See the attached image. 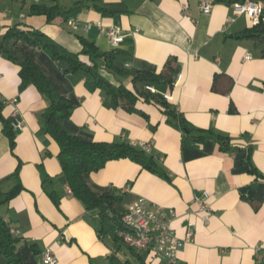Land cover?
I'll use <instances>...</instances> for the list:
<instances>
[{"label":"crops","instance_id":"0c3cea01","mask_svg":"<svg viewBox=\"0 0 264 264\" xmlns=\"http://www.w3.org/2000/svg\"><path fill=\"white\" fill-rule=\"evenodd\" d=\"M42 2L62 10L81 7L71 18L78 28L70 26L71 19L49 23L44 15L33 14L32 4ZM212 2L211 10L203 12L201 0H0V100L16 134L12 151L0 121V215L25 242L38 244L41 251L53 250L56 264H112V255L139 260L125 243L116 249L110 237L98 235V211L87 210L68 184L54 182L58 206L45 190L41 167L51 177L61 175L60 147L40 133L48 99L33 85L20 91V68L2 53L3 35L17 23L42 30L73 52L83 49L80 37L101 51L113 50L106 31L119 26L116 63L126 71L122 80L129 89L138 70L159 73L174 58L171 85L144 82L140 87L152 85L159 101L169 94L168 104L191 125L229 137L231 150H220L213 139L182 145L181 128L167 121L159 105L138 100L137 107L148 117L115 108L106 89L93 85L90 73H66L65 64L46 49L19 43L73 103L72 116L63 122L67 131L88 142L127 141L139 149L140 143H151L150 155L167 174L152 173L129 158L111 160L84 175L93 192L116 190L126 209L140 197L175 209L173 226L180 237L192 222L193 240L179 251L175 264H264L257 258L264 257V49L260 42L238 37L253 26L248 16L238 14L233 5ZM98 20L103 30L86 28L87 22ZM247 53L251 58L245 59ZM80 56L89 61L84 53ZM17 169L23 189L7 200L6 193L18 181L11 177ZM204 193L209 194L208 214L198 212L193 202ZM140 254L145 264H166L153 253ZM0 264H8L1 254Z\"/></svg>","mask_w":264,"mask_h":264},{"label":"trees","instance_id":"16d2710c","mask_svg":"<svg viewBox=\"0 0 264 264\" xmlns=\"http://www.w3.org/2000/svg\"><path fill=\"white\" fill-rule=\"evenodd\" d=\"M245 0H215L228 5ZM264 2V0H261ZM102 9V8H100ZM81 7L76 6L69 10H62L58 4L46 2L34 3L31 12L36 15H44L49 23H61L76 17ZM264 15V13H263ZM239 38H248L263 44L264 49V21L253 25L238 35ZM41 46L46 49L51 57L65 64V72L72 73L84 70L93 77L95 87L105 88L111 95L112 106H121L130 113L147 116L143 110L137 107V102L144 98L147 102L159 105L167 116V121L177 123L182 130V145L196 146L204 143L207 139H213L222 151L232 149L229 137L210 129H201L191 125L176 108L168 104V101L156 100L154 93L140 87L141 83L150 82L154 85L172 84L174 72V58H169L161 72L156 73L147 70H138L133 78V89L125 86L122 77L126 71L119 67L116 58L120 51L114 48L111 51H101L95 42L85 37H80L83 45L81 52H73L58 43L52 37L38 28L28 27L17 23L9 27L3 35L2 53L9 60L19 66L20 91L30 85L35 86L40 93L48 99V106L41 115L40 133L54 139L59 147L58 159L62 166V173L58 177L49 176L41 167L42 184L53 202L59 205V196L54 189V182H62L69 185L72 195L83 202L87 210H97L100 226L98 235L110 237L116 249L123 246L119 237V231L123 228L122 217L126 212L123 205V195L116 190H109L98 194L93 192L87 184L84 175L102 169L107 162L121 158H129L140 164L142 168L163 176L167 174L159 166L155 158L142 148H137L127 141H84L76 134L67 131L63 122L72 116L74 105L71 100L61 94L51 80L47 77L39 64L30 56L25 55L19 46L20 42ZM84 53L89 61L81 58ZM264 55V54H263ZM103 70L107 75L101 73ZM113 76L117 83L108 76ZM5 102L0 100V121L3 124V132L9 138L11 150L16 146V134L11 120L4 116ZM46 144L49 142L47 138ZM254 170V169H253ZM19 169L11 177H15L17 184L6 193L7 200L16 196L23 185L19 179ZM130 248V247H129ZM138 258L139 263L130 260L122 261L118 256H110L112 264H145L141 252L131 249ZM41 249L36 243H27L19 235L11 232V226L0 215V254L5 256L8 264H40L39 256Z\"/></svg>","mask_w":264,"mask_h":264},{"label":"built area","instance_id":"2783aa9c","mask_svg":"<svg viewBox=\"0 0 264 264\" xmlns=\"http://www.w3.org/2000/svg\"><path fill=\"white\" fill-rule=\"evenodd\" d=\"M40 1V0H35ZM212 0H201L200 8L203 12H209L212 8ZM233 8L238 14H245L250 19L252 25L260 24L264 21V2L261 0H245L243 2H235ZM234 19H231V21ZM73 29H77L78 25L74 19L69 21ZM97 26L103 30L102 21L87 22L86 28L90 29ZM107 36L113 48H118L122 40V31L119 26L112 25L107 28ZM251 58L247 53L245 59ZM147 90L152 93L156 89L152 85H147ZM164 98L168 101L171 99L169 94H165ZM22 127V123H18ZM14 126V125H13ZM145 152H151V143L142 142L139 144ZM209 194L195 195L193 202L197 205V211L200 213H210L211 206L208 202ZM177 217V213L173 208H164L150 202L145 197H140L134 201L127 209L122 217L123 228L119 231L121 240L136 252H149L163 258L166 264H175L179 251L187 242L193 240L195 230L192 222L186 226L185 236H178L173 221ZM207 218V217H206ZM11 232L19 235V230L11 227ZM258 260L264 257L258 255ZM57 257L50 248L45 249L41 253L40 264H56Z\"/></svg>","mask_w":264,"mask_h":264},{"label":"rangeland","instance_id":"374dc122","mask_svg":"<svg viewBox=\"0 0 264 264\" xmlns=\"http://www.w3.org/2000/svg\"><path fill=\"white\" fill-rule=\"evenodd\" d=\"M85 56H83L82 58H84ZM87 58V57H86Z\"/></svg>","mask_w":264,"mask_h":264}]
</instances>
